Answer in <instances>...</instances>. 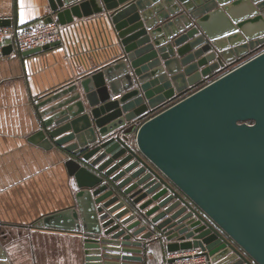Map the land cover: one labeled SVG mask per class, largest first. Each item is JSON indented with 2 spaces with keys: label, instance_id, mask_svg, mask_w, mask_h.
I'll use <instances>...</instances> for the list:
<instances>
[{
  "label": "water",
  "instance_id": "water-1",
  "mask_svg": "<svg viewBox=\"0 0 264 264\" xmlns=\"http://www.w3.org/2000/svg\"><path fill=\"white\" fill-rule=\"evenodd\" d=\"M49 3V21L62 25L105 14L121 53L36 103L41 118L64 108L31 140L62 148L79 188L76 206L39 226L81 233L85 264H142L143 241L155 231L181 241L167 243L169 253L200 249L213 264H264V0Z\"/></svg>",
  "mask_w": 264,
  "mask_h": 264
},
{
  "label": "crops",
  "instance_id": "crops-1",
  "mask_svg": "<svg viewBox=\"0 0 264 264\" xmlns=\"http://www.w3.org/2000/svg\"><path fill=\"white\" fill-rule=\"evenodd\" d=\"M50 14L49 0H0V19L18 26L46 19ZM120 53L110 24L105 14H101L75 20L59 46L27 57L16 51L0 56V247L7 264H85L84 236L81 233L39 226L43 217L76 206L79 188L65 164L69 155L60 147L47 149L41 142L31 140L32 135L41 129L42 119L64 108L41 118L36 103L69 84L79 86L80 79L108 65ZM84 103L88 111L86 100ZM118 150L108 154L105 160ZM89 169L97 171L94 167ZM125 207L128 204L112 215ZM132 213L137 214L133 206ZM129 215L120 218L118 223ZM175 242L181 241L167 242L160 232L155 231L143 241L142 264H161L172 254L166 250V244ZM180 252L200 253L201 250ZM107 253L118 254L101 252ZM106 261L121 260L103 258L102 262Z\"/></svg>",
  "mask_w": 264,
  "mask_h": 264
},
{
  "label": "built area",
  "instance_id": "built-area-1",
  "mask_svg": "<svg viewBox=\"0 0 264 264\" xmlns=\"http://www.w3.org/2000/svg\"><path fill=\"white\" fill-rule=\"evenodd\" d=\"M50 17L52 16L49 15L46 19L25 26H18L12 23L9 26H0V56L2 55L3 48L6 46H12L13 52L16 51L21 53L32 48L41 47L55 42L62 43L64 36L74 24L62 25L56 18L49 21ZM263 50L264 48L259 50L257 53ZM252 56H249L247 59ZM242 62L236 64L234 67L240 65ZM130 136L132 147L138 149L136 143V133H133ZM161 264H213V262L211 256L202 252H177L172 253Z\"/></svg>",
  "mask_w": 264,
  "mask_h": 264
}]
</instances>
